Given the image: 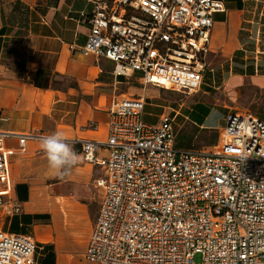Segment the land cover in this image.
Segmentation results:
<instances>
[{"label": "built area", "instance_id": "1", "mask_svg": "<svg viewBox=\"0 0 264 264\" xmlns=\"http://www.w3.org/2000/svg\"><path fill=\"white\" fill-rule=\"evenodd\" d=\"M90 30L81 48L141 73L146 85L192 94L202 84L213 16L222 0H89ZM141 96L118 97L108 138L82 140L86 161L102 169L99 212L85 252L97 264H264V121L250 112L225 117L207 149L177 143L176 115L144 119ZM0 131V212L21 214L10 191ZM20 152L33 134H18ZM105 150L106 155L98 152ZM29 234L0 228V264H37Z\"/></svg>", "mask_w": 264, "mask_h": 264}, {"label": "crops", "instance_id": "2", "mask_svg": "<svg viewBox=\"0 0 264 264\" xmlns=\"http://www.w3.org/2000/svg\"><path fill=\"white\" fill-rule=\"evenodd\" d=\"M222 1L226 10L213 16L201 94L187 96L193 108L183 110L187 120L210 129H221L231 112L264 121V0ZM93 8L89 0H0V131L12 133L3 141L9 191L23 207L13 217L0 212V228L31 235L37 264H97L85 252L103 196L95 183L102 169L85 160L81 142L108 138L118 97L146 91L148 99L162 101L160 89L144 84L141 73L117 75L114 62L81 52ZM199 106H223L226 115L200 122ZM55 131L81 157L63 176L40 148ZM18 134L35 135L23 152Z\"/></svg>", "mask_w": 264, "mask_h": 264}, {"label": "rangeland", "instance_id": "3", "mask_svg": "<svg viewBox=\"0 0 264 264\" xmlns=\"http://www.w3.org/2000/svg\"><path fill=\"white\" fill-rule=\"evenodd\" d=\"M158 88L161 92L162 101L148 99L145 96V94L147 95V92L145 91L144 93L143 98L146 103L148 102L144 110V119L147 124H158L160 116L163 112H166L171 115H176L174 128L177 134V143L179 146L184 148L207 149L218 143L220 139V129L200 127L185 118V115L188 112H184L183 110L185 108H193L192 104L194 103V101L189 100L187 96L192 94L200 95V88L198 89L199 92L197 91L198 93L194 92L192 94L166 88ZM180 105H182V110L177 113ZM197 111L198 115H200L197 118L198 121L201 122L205 117L208 118V121H205V123H216L218 120L221 121L222 117L226 115V110L223 106L213 107L210 110L204 109L203 106H199ZM193 117L196 116L193 115ZM195 264H200L199 257H196Z\"/></svg>", "mask_w": 264, "mask_h": 264}, {"label": "clouds", "instance_id": "4", "mask_svg": "<svg viewBox=\"0 0 264 264\" xmlns=\"http://www.w3.org/2000/svg\"><path fill=\"white\" fill-rule=\"evenodd\" d=\"M40 148L44 152L48 165L61 176L80 162V154L72 144L66 141L60 131H55L41 139Z\"/></svg>", "mask_w": 264, "mask_h": 264}]
</instances>
